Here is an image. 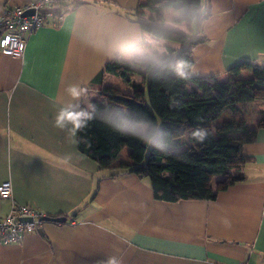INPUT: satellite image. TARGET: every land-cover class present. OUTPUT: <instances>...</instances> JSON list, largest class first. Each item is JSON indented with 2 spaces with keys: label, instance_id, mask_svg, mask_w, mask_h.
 <instances>
[{
  "label": "crops",
  "instance_id": "crops-1",
  "mask_svg": "<svg viewBox=\"0 0 264 264\" xmlns=\"http://www.w3.org/2000/svg\"><path fill=\"white\" fill-rule=\"evenodd\" d=\"M28 1L0 0V16ZM59 1L81 3L64 12L58 26L36 29L23 54L0 50V182L9 180L12 187L11 198L0 199V217L14 201L66 221H45L42 233L26 234L19 243L0 241V264H108L110 257L117 264H264V128L258 126L264 98L247 100L249 112L236 105L239 114L221 110L214 120L225 116L256 129L242 146L249 161L235 162L226 174L204 175L202 183L216 199H155L147 178L127 170L112 174L113 167L131 163L128 146L116 159L97 163L78 150L76 130L81 108L89 110L102 93L94 78L110 61L105 54L138 55L144 41L153 43L133 27L138 23L130 15L149 0ZM204 2L215 19L207 40L186 49L195 75L257 76L264 67V0ZM157 17L176 31L168 13ZM245 62L251 66L232 72ZM134 75L131 84L140 91ZM112 76L105 73L101 85L133 94L120 76V85L108 84ZM113 98L129 112L138 108L133 97L132 103ZM181 141L182 149L192 143ZM239 170L245 179L232 181Z\"/></svg>",
  "mask_w": 264,
  "mask_h": 264
},
{
  "label": "trees",
  "instance_id": "trees-1",
  "mask_svg": "<svg viewBox=\"0 0 264 264\" xmlns=\"http://www.w3.org/2000/svg\"><path fill=\"white\" fill-rule=\"evenodd\" d=\"M179 2V0H149L130 12L138 24H143V17L160 19L157 15L163 14L165 5ZM67 12L71 7L77 6L81 1L64 3L59 1ZM146 9L149 14L144 13ZM162 20V19H160ZM159 33H168L175 37L171 42L197 45L207 40L206 36L186 38L179 31L166 30L163 22L156 25ZM170 54L166 56L160 66H157L152 75L148 77V104L142 103L130 113L139 114L147 120L159 123L165 131H159L158 126L147 123L143 132L157 127V139L165 141L166 151L175 149L171 154H165L129 136L121 135L106 126L100 119L89 120L85 128L77 131V148L90 159L101 163L103 160L111 161L118 157L121 150L131 147V163H122L113 167L116 174L119 171H131L139 177L148 179L155 199L176 202L186 199L214 200L216 192L204 186L202 181L207 174H226L237 161L247 162L251 158L242 154V146L254 139L256 129H249L243 120H225L215 127L211 123L219 116L222 109L233 114H239L236 106L241 100H253L264 95V67L255 77L240 79H217L214 75H193L191 79L179 80L167 70V66L174 61L175 55L193 64L188 52H180L178 48L169 46ZM248 62L239 63L231 68L234 74L242 68H249ZM139 70L125 66L116 61H108L95 76L94 81L100 85L102 93L95 95L91 104L98 107L104 105L117 106L107 99L113 97L114 88L101 85L105 73L115 74L126 83L134 87L139 99L140 91L131 84L132 75ZM135 99V98H134ZM119 107V106H117ZM120 108V107H119ZM88 115L85 107L81 108L78 125L83 123ZM117 118V117H114ZM258 126L264 128V110ZM187 128L189 133L187 148L181 136ZM207 132L208 135L201 142L198 134ZM181 148V149H180ZM100 167H107L100 165ZM232 181H243L245 175L239 170L232 174Z\"/></svg>",
  "mask_w": 264,
  "mask_h": 264
},
{
  "label": "clouds",
  "instance_id": "clouds-1",
  "mask_svg": "<svg viewBox=\"0 0 264 264\" xmlns=\"http://www.w3.org/2000/svg\"><path fill=\"white\" fill-rule=\"evenodd\" d=\"M163 12L169 14L168 22L170 26L181 32L186 38L204 35L215 19L214 10L210 9L204 0L172 2L164 6ZM142 19L143 24H135L133 27L138 28L141 35L147 34L153 43H149L147 40L144 41L142 51L138 55L107 53L105 58L142 71L147 75H152V71L160 66L164 58L170 54V42L175 37L168 33H159L156 25L164 21L148 16ZM171 54L175 56V59L167 66V70L179 80L187 81L191 79L195 75V66L173 52ZM95 118L100 119L106 126L121 135L137 139L157 151L165 154H171L175 151V149L165 150V141L157 139V127L148 132L138 131V129H144L147 123L158 126L159 131H165L159 123L147 120L139 114L130 113L127 109L117 106L104 105L101 108L92 103L89 106L86 119L76 126V130L85 128L88 121ZM73 135H75V132H73ZM207 135V132H201L198 134V139L202 142ZM108 264H117V261L115 258L110 257Z\"/></svg>",
  "mask_w": 264,
  "mask_h": 264
},
{
  "label": "built area",
  "instance_id": "built-area-1",
  "mask_svg": "<svg viewBox=\"0 0 264 264\" xmlns=\"http://www.w3.org/2000/svg\"><path fill=\"white\" fill-rule=\"evenodd\" d=\"M64 12L59 0H31L7 7L0 16V50L7 55L23 54L27 38L44 24L58 26ZM11 194V182H0V199H10ZM44 216L37 208L12 201L8 213L0 217V241L19 243L26 234L39 232Z\"/></svg>",
  "mask_w": 264,
  "mask_h": 264
},
{
  "label": "rangeland",
  "instance_id": "rangeland-1",
  "mask_svg": "<svg viewBox=\"0 0 264 264\" xmlns=\"http://www.w3.org/2000/svg\"><path fill=\"white\" fill-rule=\"evenodd\" d=\"M148 36V35H147ZM148 38H149V36H148ZM149 40L150 41H152L150 38H149ZM153 42V41H152ZM170 45H172V43L170 42ZM174 45V44H173ZM177 46V48H178V50L180 51V52H185L186 51V49H188V48H190V44H189V42H185V43H180V44H177L176 45ZM250 69H253L252 67L250 68ZM137 74H140V77H138L137 76ZM136 75H134L133 76V78H132V81H135L136 79H138L139 78V85H140V87H139V89H140V95H139V99L138 100H136V102L138 103V107L140 106V104H142V103H145V104H148V77H146L144 80L141 78V75H142V71H139L138 73H137ZM118 75H115V76H112L111 77V79L108 81V84H110V85H115V87H116V85H120L121 84V82L118 80V79H116V77H117ZM131 90V89H130ZM139 91V90H138ZM121 92H119L118 90H116V89H114V91H113V96H119L118 98H120V96H123V97H125L126 99H129V102H130V100H131V97H133V98H135V99H137L138 98V96L136 95V93H137V91H133L132 93L133 94H120ZM260 94H264V92H262V93H260ZM108 97H110L109 98V100L110 101H112L113 102V97H111V96H108ZM260 98H264V95H262ZM247 99V98H246ZM241 100L240 102H238L237 103V105L238 106H240V108L244 111V112H249L250 111V109H248V107H247V105H246V101L247 100ZM133 102V99H132V101L130 102V103H132ZM134 107L132 106V109H133ZM131 109V107H130V111L132 110ZM222 110H225V111H223V114H227V112H228V110L227 109H222ZM224 119H228V117H225V116H223V117H221V121L219 120V121H217V122H215V124L213 125V126H215V127H217V126H219L222 122H223V120ZM225 121V120H224ZM213 124V123H212ZM250 124V123H249ZM147 125V124H146ZM145 130V128L144 129H142V130H140V129H138V131H144ZM183 137H182V139L181 140H184L186 143H189V134L188 133H185V134H183L182 135ZM185 143V144H186ZM130 149H131V147H129ZM125 152L126 151H124V154H125Z\"/></svg>",
  "mask_w": 264,
  "mask_h": 264
},
{
  "label": "water",
  "instance_id": "water-1",
  "mask_svg": "<svg viewBox=\"0 0 264 264\" xmlns=\"http://www.w3.org/2000/svg\"><path fill=\"white\" fill-rule=\"evenodd\" d=\"M26 14H29V12H25ZM116 98H118L119 96H115ZM132 101V99L130 100ZM43 220L46 221V222H63V221H66V218L65 217H60V216H57V217H53V216H44L43 217ZM39 232L42 233V229H39Z\"/></svg>",
  "mask_w": 264,
  "mask_h": 264
}]
</instances>
